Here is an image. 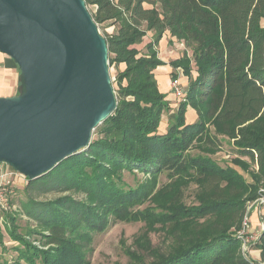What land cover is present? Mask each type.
<instances>
[{
	"label": "trees",
	"instance_id": "1",
	"mask_svg": "<svg viewBox=\"0 0 264 264\" xmlns=\"http://www.w3.org/2000/svg\"><path fill=\"white\" fill-rule=\"evenodd\" d=\"M85 2L106 37L108 65L118 69L116 109L95 128L85 149L27 179L28 186L73 189L86 199L61 195L25 201V212L38 229L26 226L22 233L16 230H22L19 225H7L16 254L0 264H88L76 238L91 241L111 220L138 218L147 226L136 235L128 264H255L241 249L238 233L246 202L264 187V0ZM164 34L184 48L179 58L169 61L170 78L178 76V67L189 78L185 100L165 127L163 116L172 107L155 78V69L166 64L157 49ZM187 104L194 118L185 115ZM220 136L234 155L232 165L190 153L196 138L211 152L222 144ZM137 172L149 176L150 183L161 173L171 182L192 176L195 203L186 206L182 194L175 192L160 212H136L133 206L142 202L147 188L129 184L124 175ZM2 212L14 221L11 212ZM261 219L253 245L264 263V213ZM154 230H162V245L153 244L149 233ZM34 231L47 248L32 241Z\"/></svg>",
	"mask_w": 264,
	"mask_h": 264
},
{
	"label": "water",
	"instance_id": "2",
	"mask_svg": "<svg viewBox=\"0 0 264 264\" xmlns=\"http://www.w3.org/2000/svg\"><path fill=\"white\" fill-rule=\"evenodd\" d=\"M0 52L20 83L0 96V162L35 179L116 109L107 40L85 0H0Z\"/></svg>",
	"mask_w": 264,
	"mask_h": 264
},
{
	"label": "rangeland",
	"instance_id": "3",
	"mask_svg": "<svg viewBox=\"0 0 264 264\" xmlns=\"http://www.w3.org/2000/svg\"><path fill=\"white\" fill-rule=\"evenodd\" d=\"M100 32L102 33V29L99 27ZM112 27L108 28L110 31ZM104 32V31H103ZM103 34V33H102ZM104 36V35H103ZM146 40V39H145ZM184 49H181L180 54L182 55ZM1 53V52H0ZM3 54V53H2ZM118 69L116 66L112 65L110 67V75L113 87H116V73ZM184 72V70H183ZM182 70L177 71L178 75L182 76V79L186 81L189 79L183 76ZM170 73H165L163 68H159L155 74V78H159L160 82L163 84L169 77ZM180 76V77H181ZM186 88V87H185ZM20 91V88L18 92ZM116 93V92H115ZM165 99L169 101V106L172 107L168 111V114L165 113L163 116L162 126L165 127L169 122V116L171 114L175 115L180 103L185 100V98L176 100L173 94L166 93ZM187 109L185 115L188 116L190 112L188 110H192L191 106L186 105ZM193 115V114H192ZM195 115V113H194ZM209 134L213 133V127L208 125ZM94 136V135H92ZM222 139V144L218 147L212 148L211 152H206L209 147L205 146L204 140L196 138L194 144L191 147L190 153L193 155H205L209 156L211 160L215 163H219L222 166L232 165V159L234 158L231 148L228 147L227 139L220 136ZM224 139V140H223ZM200 140V141H198ZM246 159V158H245ZM244 159V160H245ZM237 170L250 181V176H248L247 172H242L239 167H236ZM124 180H126L129 184L146 185L147 194L143 198L142 202L138 203V205L133 206V209L136 212H141L147 210H153L156 212H160L161 209L159 207L163 206L161 204H167L173 201L174 194L177 192L178 194H182L184 204L186 206L195 203V190L196 184L193 181L192 176H187L184 180H177L176 182H171L172 180L166 176V173H161L158 176V180L152 179V183L148 182L149 176L143 174L141 172H137L136 175L125 173ZM259 196L253 200H248L246 202V213L243 217V225L244 228V219L247 217V227L246 230L248 234L246 236V250H249V256L254 261L255 264H263L258 262L260 259V249L257 248L256 245L251 246L253 242L249 234L257 231L254 228L253 222L251 220V215L255 214L260 217L264 213V203L260 202V197H264V187H260ZM144 194V192H142ZM73 196V199L83 202L86 199V196L81 192H75L73 189L71 191L60 192L55 189L44 188L41 184H30L28 185H20L16 188L15 195L13 196V201L15 202V209L11 211L13 217H15L14 221L11 223L6 217L3 215V212L0 211V232H2V239H0V259H5L11 262L15 258V250L12 248L16 246V242L12 240L7 233V225L12 229H15L13 226L19 225L22 230L16 229L18 232H25L26 226L32 227L34 230L38 229L36 226L34 219L27 215L25 212V208L23 207V203L27 200H37L43 202L44 200H53L57 199L58 196ZM90 200V199H89ZM94 200V199H93ZM253 215V216H255ZM259 221V223H260ZM147 226V223L142 221V218L131 219V220H122L117 219V221H109L108 225L102 229V231L97 232L91 239H75L77 243H79L80 251L85 255V259L88 264H128L130 262V257L128 251L135 248V237L138 233L144 230ZM259 226V224H258ZM92 232V231H91ZM32 234V235H31ZM29 236L32 238V241L39 247L45 249L47 246H43L37 239L40 238V235L37 231L32 232ZM149 236L152 238L153 244L162 245V241L164 239L162 230H158L155 232L151 231ZM29 237V238H30ZM251 246V247H250ZM250 247V248H249Z\"/></svg>",
	"mask_w": 264,
	"mask_h": 264
},
{
	"label": "crops",
	"instance_id": "4",
	"mask_svg": "<svg viewBox=\"0 0 264 264\" xmlns=\"http://www.w3.org/2000/svg\"><path fill=\"white\" fill-rule=\"evenodd\" d=\"M262 26H264V21L262 22ZM170 38L171 37L169 36V34H164L163 38L159 41L157 45L158 57L166 64L158 66L155 69V74L159 68H163L166 74L170 73V71L172 70V66L169 61L179 58L181 56V49H184L183 43L177 41L174 38H172V42H169ZM180 70L182 69L178 67L177 71L179 72ZM167 78L168 79L163 82V84L160 82V79L157 78L158 87L161 92L171 94L172 92H169V82L171 78L170 76ZM181 81L183 85L187 83V79L185 81L184 79H182V76ZM19 88V68H17L16 64L13 62L11 57L9 58L7 55H0V96H11L17 94ZM188 112H190V114H188L190 118L195 117L193 110H188ZM253 215L255 214L251 215V220L253 222L254 228L258 230L263 221L261 217L260 221L257 215ZM258 262H260V260Z\"/></svg>",
	"mask_w": 264,
	"mask_h": 264
},
{
	"label": "built area",
	"instance_id": "5",
	"mask_svg": "<svg viewBox=\"0 0 264 264\" xmlns=\"http://www.w3.org/2000/svg\"><path fill=\"white\" fill-rule=\"evenodd\" d=\"M0 55H5V54L0 53ZM169 92H172L176 100L184 98L185 95L184 85L182 84L181 77L179 75L175 78L170 79ZM20 185H27V177L21 174L16 169H13L8 164L0 162V211L11 212L12 210L15 209V202L13 201V196L15 195L16 188L19 187ZM260 202L264 203V197H260ZM244 220H245L244 228L243 229L241 228L238 234L242 236L241 249L247 255L249 253V250L248 249L246 250V247H248L246 246L247 243L246 236L248 234H245L248 231L246 230L248 224L247 217ZM259 232L260 231L258 229L257 231L254 232L255 234L253 233L249 234V236L253 238L251 241L253 243L250 245H253L258 240V237L260 235Z\"/></svg>",
	"mask_w": 264,
	"mask_h": 264
}]
</instances>
